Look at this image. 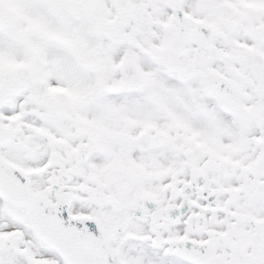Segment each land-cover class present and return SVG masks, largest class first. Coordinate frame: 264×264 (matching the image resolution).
<instances>
[{
    "label": "snow or ice",
    "instance_id": "obj_1",
    "mask_svg": "<svg viewBox=\"0 0 264 264\" xmlns=\"http://www.w3.org/2000/svg\"><path fill=\"white\" fill-rule=\"evenodd\" d=\"M0 264H264V0H0Z\"/></svg>",
    "mask_w": 264,
    "mask_h": 264
}]
</instances>
